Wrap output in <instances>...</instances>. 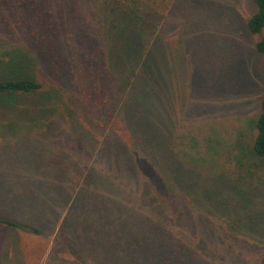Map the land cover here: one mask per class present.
<instances>
[{
  "label": "rangeland",
  "instance_id": "374dc122",
  "mask_svg": "<svg viewBox=\"0 0 264 264\" xmlns=\"http://www.w3.org/2000/svg\"><path fill=\"white\" fill-rule=\"evenodd\" d=\"M52 2L54 7L62 6L56 17H0V56H6L13 48L24 50L17 46L20 41L23 46L29 44L36 54L40 63L35 68L59 67L62 71L59 77L66 79L65 73L71 74L75 84L89 81L84 74L94 72L97 78L94 89L103 88L111 74L103 69L102 51L108 49L109 40L100 34V18L93 17L85 0ZM255 7V0H167V6L160 9L165 17L164 27L158 32L161 41H155L152 46L168 51L169 63L160 66L148 86L152 90L150 101L147 98L151 105L150 108L147 105V111L151 110L149 120L153 129L161 121L169 124L167 142L177 138V143L185 147L195 141L196 147L201 148L209 140L210 147H205L213 158L218 150L220 174L224 173L229 185L221 189L219 202L213 203L218 200L205 197L206 189L200 183L202 195L197 193L200 201L194 202L188 196L189 201L179 205L183 208L180 219L169 223L178 245L172 250L165 249L151 239L150 244L155 248H149L151 252L146 254L149 260L164 259L169 264H264V158L254 157L250 151L255 132L252 120L260 112L264 92V62L255 48L256 42L264 38V30L252 34L247 27ZM43 55L47 56L46 60L39 58ZM166 66L168 74L163 73ZM57 85L67 94L73 89L68 90L59 81ZM141 92L138 90L136 96ZM135 99L140 104L144 102ZM23 100L16 96L10 102L17 106ZM16 106L12 111L0 105V218L12 219L15 216L10 212L17 211L24 220L33 217L32 213L37 220L34 225L26 221L33 227L31 230L0 223V264H110L103 260L106 249L102 245L94 254L88 244H79L80 251L73 254L68 246L59 245L54 232L50 234L49 230L34 227L43 216L55 218V207L49 205L52 191L41 190L37 183H42L43 178L54 179L57 165L48 167L51 160L40 154L36 132L25 137L7 131L6 119L15 114ZM63 106L65 113L70 102ZM79 127L73 123L69 131L76 132ZM129 129L120 127L113 131L114 146L120 138L123 143L131 144ZM162 141L159 136L148 143L158 146ZM61 149L53 150L60 153ZM144 152V149L131 152L140 153L136 162L131 153L130 157L124 155V162H116L124 171L121 168L114 171L117 180L124 184L127 180L121 177L129 178L132 167L136 168L126 188L131 195L126 202L135 203L129 214L134 226L140 225V233L155 230L148 228L150 222L142 225V221L157 215L155 206L147 203L144 191L163 187L155 164L142 159ZM110 153L106 146L101 154L88 159L84 172L93 168L94 175L101 177L114 170L108 162L112 160ZM237 155L243 158L244 165L237 163ZM212 168L193 170L205 179L208 175L216 176ZM245 170L246 177L238 180ZM27 198L34 199V212L28 207L31 202H25ZM11 199L16 204L10 205ZM70 207L71 200L65 208H58V223L70 212Z\"/></svg>",
  "mask_w": 264,
  "mask_h": 264
},
{
  "label": "trees",
  "instance_id": "16d2710c",
  "mask_svg": "<svg viewBox=\"0 0 264 264\" xmlns=\"http://www.w3.org/2000/svg\"><path fill=\"white\" fill-rule=\"evenodd\" d=\"M85 2L93 17L100 18V34L109 40L108 49L102 51V62L105 64L103 69L111 76L109 75L103 88L94 89L97 86L94 72L88 71L84 74L89 81L75 84L71 74L65 73L66 79L59 77L62 72L59 67L42 69L43 66L40 65L35 68L37 63H40L36 54L29 44L23 46L20 41L17 46L24 47V50L27 48V52L17 47L10 50L6 56H0V98L9 97L12 100L17 96L24 99L22 104L17 106L10 100L0 101V105L8 106L12 111H15V106L17 109L15 114L6 119L7 131L13 136L21 133L25 137L36 134L37 139L39 138L37 146L41 150L40 154L51 160V163L47 164L48 167L57 165L54 167L57 169L54 179L49 181L43 178L42 183H37L41 190L52 191V204L49 205L55 207V218L49 216L50 219H47L43 216L34 227L49 230L50 234L54 232L59 245L68 246L73 254L80 251L77 246L79 244H88V249L92 247L94 254L97 247L102 245L101 247L106 249L103 260L109 261L110 264H169V261L164 259L149 260L146 256L151 252L149 248H155L150 241L153 239L161 247L165 246V249L170 250L178 245L170 232V224L174 223L173 219H180L183 208L179 205L189 201L188 196L194 202L200 201L201 197L197 194L202 195L200 183L206 189L205 197L211 196L212 199L218 200L213 203L219 202L221 189L229 185L228 180L223 177L224 173L220 174L221 157L217 154L218 150L215 151L214 158L210 155L206 148L210 147L207 143L209 140L203 142L206 147L201 148L196 147L195 141L187 143L185 147L177 143V138L167 142L165 139L169 133V124L164 121L156 122L158 127L156 125L155 129L158 130L154 131L153 122L149 120L151 110L147 111V105L149 104V108L151 105L147 98H150L152 90L148 89V86L156 77L155 72L160 66L169 63L168 51L162 48L161 51L156 50L157 47L152 46L155 41H161L158 32L164 27L162 24L165 17L160 13V9L167 6V0ZM53 4L52 0H2L0 17H56L62 6L54 7ZM255 6V11L247 20L248 30L252 34L264 30V0H255ZM5 22L9 24L8 20ZM3 28L6 31L4 25ZM255 48L262 55L264 62V38L256 42ZM155 51H158V55H154ZM39 58L46 60L47 56ZM164 72L168 74L167 66ZM58 81L68 90L73 88L72 91L69 94L60 91L57 88ZM138 90L142 92L137 97ZM135 98L144 102L140 104ZM81 100L82 104L78 105ZM69 102L70 109L63 113V104ZM73 123L80 125L76 132L69 131ZM130 125L132 130L129 129ZM120 127L132 131L131 144L123 143L120 138L115 142L117 146H114L113 131ZM251 127L255 132L250 151L254 157L264 158V92L260 112L253 117ZM159 136L163 140L162 144L155 146L148 143ZM106 146L111 151L112 160L108 159V162L114 170L101 174V177L94 175L93 168H89L87 173L84 172L88 159H94L95 155L101 154L106 150ZM58 148H62L60 153L59 150H53ZM135 149H144L142 159L146 158L152 165L155 164L153 167L160 174L159 182L163 184V187L157 186L153 191L143 190L147 203L155 206L157 214L145 217L142 221V225L150 222L148 228L155 229L150 232L140 233V225L134 226L129 210L135 208V203L126 202L131 196L126 188L129 186V179L136 174V168L132 167L129 178L121 177L127 180L124 184L117 180L118 175L114 172L121 168L116 162H124L126 156L130 157V153ZM131 154L136 162L140 153ZM237 163L245 164L240 155H237ZM207 166L214 168V178L208 175L209 177L203 179L199 171L193 170ZM120 171L123 172V168ZM86 174L89 182L85 179ZM246 174V170L241 171L237 179L242 180ZM68 197L72 201V207L58 223V208L63 209L70 203ZM13 199L10 205L16 204ZM25 202H31L28 207L34 212V199L27 198ZM10 213L15 217L0 218V223L23 230L33 229L26 221L34 225V220H37L33 218L35 214L32 213L33 217H26L27 220H24L17 211ZM105 243L113 246L108 248Z\"/></svg>",
  "mask_w": 264,
  "mask_h": 264
}]
</instances>
